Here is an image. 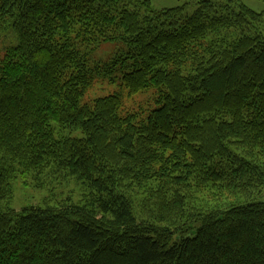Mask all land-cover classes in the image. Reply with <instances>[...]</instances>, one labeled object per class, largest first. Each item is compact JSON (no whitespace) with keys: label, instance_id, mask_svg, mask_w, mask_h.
<instances>
[{"label":"trees","instance_id":"obj_1","mask_svg":"<svg viewBox=\"0 0 264 264\" xmlns=\"http://www.w3.org/2000/svg\"><path fill=\"white\" fill-rule=\"evenodd\" d=\"M262 22L235 0H0L17 39L0 59V264H264ZM107 41L122 52L91 67L81 47ZM117 70L129 96L155 90L145 117L119 94L81 104ZM16 174L41 206L12 208ZM69 177L78 203L55 196Z\"/></svg>","mask_w":264,"mask_h":264},{"label":"rangeland","instance_id":"obj_2","mask_svg":"<svg viewBox=\"0 0 264 264\" xmlns=\"http://www.w3.org/2000/svg\"><path fill=\"white\" fill-rule=\"evenodd\" d=\"M199 0H151L152 7L155 10L186 7L189 11H192ZM227 2V0H220ZM237 4H242L247 8L263 13V22L260 25L253 26L252 32L256 31L264 36V0H235ZM237 10V6L234 7ZM246 33V32H245ZM17 45V39L11 30L0 33V59L4 54V50L7 47ZM124 46L120 42L107 41L99 44L93 49L81 47V50L86 53L88 64L95 68V65H102L109 61L115 55L122 52ZM122 72L117 70L111 75L96 74V83L81 99V104L90 103L92 100L98 97L119 94L122 98L124 110L131 112H141V117H145L151 109L157 107L154 102L155 90L150 88L144 92H140L136 95L129 96L127 90L121 83ZM63 134V132H62ZM64 135L71 137H82L79 130L65 129ZM42 178V177H41ZM35 181L30 174H16L11 181V188L13 192V199L11 206L16 211L21 210L25 206H37L42 205L43 200L47 197L48 190L42 187ZM55 190V196L58 200L67 199L68 197L72 202L78 203L81 198L82 186L76 181L75 178L69 177L65 181L58 183ZM44 186V184H43ZM259 201L264 202V188L262 194L258 198Z\"/></svg>","mask_w":264,"mask_h":264}]
</instances>
